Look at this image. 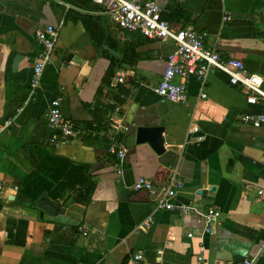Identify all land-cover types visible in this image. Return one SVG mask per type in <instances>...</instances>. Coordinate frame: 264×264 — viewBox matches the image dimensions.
<instances>
[{"label":"crops","instance_id":"1","mask_svg":"<svg viewBox=\"0 0 264 264\" xmlns=\"http://www.w3.org/2000/svg\"><path fill=\"white\" fill-rule=\"evenodd\" d=\"M150 1L173 28L208 32L207 46L264 78V0ZM48 25L59 36L30 97L40 51L36 30ZM125 43L136 44L134 64L121 63L112 46ZM173 50L172 40L119 28L94 0H0V264H240L247 258L264 264V196L258 193L264 190V127L241 120L264 112V104L248 103L244 89L218 70L204 83L191 78L185 103L161 97L156 88ZM110 67L111 85L125 94L119 115L104 83ZM55 97L64 117L82 130L58 148L49 142L46 117ZM118 117L129 126L122 173L103 125ZM154 125L165 126L160 154L137 142V128ZM50 154L89 165L95 188L88 201H77L72 190L59 198L43 193L58 205L55 214L37 202H18L27 176ZM141 177L152 180L155 194L132 189ZM174 177V204L221 210L213 235L202 239L194 212L158 208ZM146 220L150 226L140 228ZM138 251L144 257L136 262Z\"/></svg>","mask_w":264,"mask_h":264},{"label":"built area","instance_id":"2","mask_svg":"<svg viewBox=\"0 0 264 264\" xmlns=\"http://www.w3.org/2000/svg\"><path fill=\"white\" fill-rule=\"evenodd\" d=\"M104 7L105 12L111 16L119 28L129 31H139L145 37L162 40H172L174 50L168 54L166 69L163 77L156 88V92L161 97L176 103H185L188 100V81L196 78L202 83L205 82L211 70H218L229 77L231 84L241 86L247 93V101L250 104H264V78L254 72H250L244 62L237 58H225L215 48L206 44L208 32L198 31L193 26L182 29L172 27L170 21L163 16V8L155 1L150 0H94ZM229 19V17H225ZM59 36V28L48 25L36 30V38L40 45L37 61L34 65V72L30 84V97L34 96L41 86L44 70L51 61L53 51ZM123 74L116 76L119 83L123 80ZM177 78L180 79L177 82ZM206 97V93L202 94ZM114 113H121L120 105L112 100ZM47 122L53 130L49 142L53 147H60L72 137L79 135L82 130L71 120L64 117L61 110V98L55 97L51 100L47 113ZM241 120L255 128L264 127V112L246 113ZM129 126L125 124L122 117L111 121L109 128L108 151L120 162L118 172L122 173V163L127 154L128 148L125 141ZM179 183L176 177L170 182L165 193L158 200V208L168 210H179L182 214L190 212L196 213L201 221L202 227L200 235L202 239L206 235H213L221 217V210L216 207L201 209L193 204H174L173 198ZM133 190H148L152 194L156 193L152 180L141 177L132 185ZM258 193L264 196V190L259 189ZM151 221L146 220L140 228L146 229ZM83 234L88 233L86 226L79 228ZM189 236H194L193 232ZM144 257L142 251L134 254L136 262ZM203 260V255L199 257ZM255 258H247L240 264H254ZM203 264V262H202ZM220 264H233L232 262H222Z\"/></svg>","mask_w":264,"mask_h":264},{"label":"trees","instance_id":"3","mask_svg":"<svg viewBox=\"0 0 264 264\" xmlns=\"http://www.w3.org/2000/svg\"><path fill=\"white\" fill-rule=\"evenodd\" d=\"M93 36L97 39L96 33H93ZM98 44L101 48L103 47V41L98 42ZM112 46L122 53L123 58L121 59V63L127 61L131 64L135 63L133 57L137 55L135 52L136 44L125 43L123 44V48ZM129 53L130 57L128 58ZM113 75V68L110 67L104 83L108 86V92L112 90L113 100L121 105L125 94L115 92V90L119 89V86L111 85L110 77ZM118 92H121V88ZM112 107L114 108L113 105ZM103 125L105 131L108 132L111 123L106 122ZM88 170L89 165L74 164L63 157L50 154L44 162L37 164L36 169L27 176L18 195V202L21 204L28 202L35 203L43 193H48L53 198H59L67 190L74 191L77 201L86 202L90 199L91 193L95 188V182L92 180Z\"/></svg>","mask_w":264,"mask_h":264},{"label":"water","instance_id":"4","mask_svg":"<svg viewBox=\"0 0 264 264\" xmlns=\"http://www.w3.org/2000/svg\"><path fill=\"white\" fill-rule=\"evenodd\" d=\"M113 53H116L111 48L107 47ZM22 56H17L15 59V64H17L21 60ZM165 130L164 125H154V126H139L137 128V142L138 143H146L148 142L152 148L157 153H163L165 151L164 148V138L163 133ZM37 205L42 208L45 212L49 214H55L58 210V205L48 198L46 195H42L38 201ZM234 263H237L238 260L234 257Z\"/></svg>","mask_w":264,"mask_h":264}]
</instances>
